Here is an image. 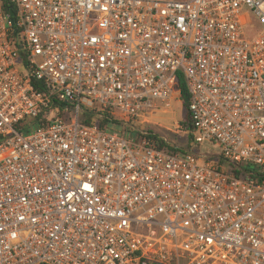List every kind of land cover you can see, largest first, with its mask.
Listing matches in <instances>:
<instances>
[{
  "label": "built area",
  "instance_id": "obj_1",
  "mask_svg": "<svg viewBox=\"0 0 264 264\" xmlns=\"http://www.w3.org/2000/svg\"><path fill=\"white\" fill-rule=\"evenodd\" d=\"M180 75L220 156L82 121ZM0 264H264V0H0Z\"/></svg>",
  "mask_w": 264,
  "mask_h": 264
},
{
  "label": "rangeland",
  "instance_id": "obj_2",
  "mask_svg": "<svg viewBox=\"0 0 264 264\" xmlns=\"http://www.w3.org/2000/svg\"><path fill=\"white\" fill-rule=\"evenodd\" d=\"M242 14L246 19L245 33L247 37L253 38L260 34L263 27L258 18L247 9H244ZM17 64L21 72L26 73L28 71L24 51H21ZM185 120L186 108L184 100L180 97L179 92L175 91L170 107L159 106L150 108L143 111L136 120L129 124H125L124 119L117 113L115 120L108 122L107 129L119 134L126 127L130 130L140 129L141 131L150 132L164 140L168 147L176 149L180 156H184L188 151L204 156H220L222 150L219 145L211 142L197 144L194 141L192 131L184 124Z\"/></svg>",
  "mask_w": 264,
  "mask_h": 264
},
{
  "label": "trees",
  "instance_id": "obj_3",
  "mask_svg": "<svg viewBox=\"0 0 264 264\" xmlns=\"http://www.w3.org/2000/svg\"><path fill=\"white\" fill-rule=\"evenodd\" d=\"M4 7L6 10L10 9V5H8L7 2H4ZM177 89L179 91L180 97L184 100V105L186 108V120H185V126L188 127V129H192V121L189 111V102H190V94L188 91V87L186 85V81L182 75L179 76V82L177 84ZM115 120V117L110 114L107 111H99L96 108H88L85 110L84 114L82 115V121L87 124H98L102 128H107V124L109 121ZM150 137L155 139L159 146L163 149L170 150V151H176L174 148H170L167 146L166 142L154 134L150 133Z\"/></svg>",
  "mask_w": 264,
  "mask_h": 264
},
{
  "label": "water",
  "instance_id": "obj_4",
  "mask_svg": "<svg viewBox=\"0 0 264 264\" xmlns=\"http://www.w3.org/2000/svg\"><path fill=\"white\" fill-rule=\"evenodd\" d=\"M11 14H12V15H14V14H15V12H14V11H12V12H11Z\"/></svg>",
  "mask_w": 264,
  "mask_h": 264
}]
</instances>
